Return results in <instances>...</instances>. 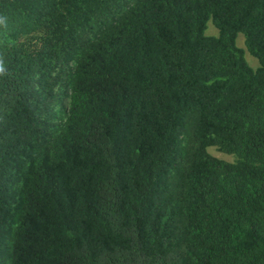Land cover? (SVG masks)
<instances>
[{
	"label": "trees",
	"instance_id": "1",
	"mask_svg": "<svg viewBox=\"0 0 264 264\" xmlns=\"http://www.w3.org/2000/svg\"><path fill=\"white\" fill-rule=\"evenodd\" d=\"M0 67V264H264V0H0Z\"/></svg>",
	"mask_w": 264,
	"mask_h": 264
},
{
	"label": "rangeland",
	"instance_id": "2",
	"mask_svg": "<svg viewBox=\"0 0 264 264\" xmlns=\"http://www.w3.org/2000/svg\"><path fill=\"white\" fill-rule=\"evenodd\" d=\"M204 34L205 35H216L217 34V30L216 28L212 25L211 21L208 20L206 22V29L204 30ZM235 44L236 46L240 47L243 49L244 51V59L245 61L247 62V64L252 68H256L258 66V62L257 60L251 56L250 54L247 53V51L245 50L244 48V45H243V36L241 33H237L236 37H235ZM206 151L216 157V158H219V159H223V160H226V161H229L232 159L231 155L229 154H225V153H222L218 150H216L215 147L213 146H209L206 148Z\"/></svg>",
	"mask_w": 264,
	"mask_h": 264
},
{
	"label": "clouds",
	"instance_id": "3",
	"mask_svg": "<svg viewBox=\"0 0 264 264\" xmlns=\"http://www.w3.org/2000/svg\"><path fill=\"white\" fill-rule=\"evenodd\" d=\"M0 71H2V67H0Z\"/></svg>",
	"mask_w": 264,
	"mask_h": 264
}]
</instances>
